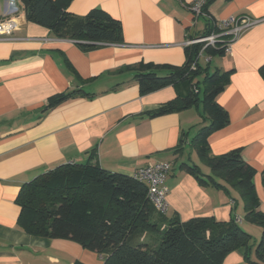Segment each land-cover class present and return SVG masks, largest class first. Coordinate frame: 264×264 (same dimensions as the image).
<instances>
[{
  "label": "crops",
  "instance_id": "obj_1",
  "mask_svg": "<svg viewBox=\"0 0 264 264\" xmlns=\"http://www.w3.org/2000/svg\"><path fill=\"white\" fill-rule=\"evenodd\" d=\"M7 1L1 0L2 12ZM194 1L70 0L68 11L76 16L102 8L122 24V42L88 51L28 21L22 11L13 16L16 26L0 36V264H103L100 254L76 241L33 235L18 224L21 186L70 162H97L129 175L149 163L171 162L168 217L187 221L210 216L221 222L236 217L245 222L244 201L236 188L218 177L225 188L205 185L180 167L193 163L204 175L211 174L192 144L207 124L202 105L148 117L180 88L168 85L142 93L134 77V68L143 63H186V40L201 35L207 25L206 16L194 17ZM207 11L218 23L231 16L254 20L225 55L211 60L232 73L216 97L230 121L209 134L208 144L213 155L243 150L257 170L254 183L264 212V79L259 72L264 64V0H211ZM77 89L84 93L45 110L51 96ZM185 133L183 150L176 152ZM222 264H249L244 248L230 252Z\"/></svg>",
  "mask_w": 264,
  "mask_h": 264
},
{
  "label": "trees",
  "instance_id": "obj_2",
  "mask_svg": "<svg viewBox=\"0 0 264 264\" xmlns=\"http://www.w3.org/2000/svg\"><path fill=\"white\" fill-rule=\"evenodd\" d=\"M18 1L28 21L49 28L56 37L74 40L85 51L123 40L121 22L102 8L76 16L68 11L70 0ZM210 1L206 0L203 6L209 16L199 36L221 30L207 11ZM224 38L227 40L228 35ZM203 46V42L188 45L187 61L182 66L143 63L134 68V77L142 93L168 85L184 92L179 90L174 99L146 113L148 117L202 105L201 115L208 123L199 129L192 144L211 174L204 175L193 163L182 162L180 167L205 185L225 188L218 177L237 189L244 201L245 219L263 228L255 247L256 260L250 256L252 235L236 217L226 222L210 216L187 221L170 218L149 201L145 182L92 161L58 165L21 186L16 197L21 209L18 224L26 232L76 241L100 254L103 264H222L230 252L241 247L249 264H264V212L259 208L260 197L254 183L257 170L244 159L241 148L213 155L208 144L209 134L230 121L216 97L229 83L232 69L209 71L212 58L225 55V41L203 49L208 57L206 65L201 64L199 57ZM259 72L264 79V64ZM82 93L77 89L51 96L45 110ZM186 136L182 135L176 152H182ZM262 183L264 186V176ZM148 234L151 236L145 240Z\"/></svg>",
  "mask_w": 264,
  "mask_h": 264
},
{
  "label": "built area",
  "instance_id": "obj_3",
  "mask_svg": "<svg viewBox=\"0 0 264 264\" xmlns=\"http://www.w3.org/2000/svg\"><path fill=\"white\" fill-rule=\"evenodd\" d=\"M205 3L206 0L194 1L191 6V11L194 17L197 18L201 15L209 16L203 10V6ZM1 5L2 4L0 0V36L8 34L16 26L15 18H13V16L17 15L20 12L18 0H8L7 9L4 12H2ZM253 23L254 20L246 16H231L230 18L218 23V26L221 30L214 31L206 36L189 38L185 43L188 46L203 42L204 46L199 53V57L202 55L203 49H205L207 46H215L216 44H218V42L221 41H225V51L227 52L230 49L231 42L236 39L244 29H246ZM225 35H228L227 40L224 38ZM171 170V162L157 161L138 168L132 174L134 178H137L147 184V198L153 204L155 209L162 214H166L168 211L167 194L169 188L166 184V181ZM236 220L240 221L239 218H236Z\"/></svg>",
  "mask_w": 264,
  "mask_h": 264
},
{
  "label": "rangeland",
  "instance_id": "obj_4",
  "mask_svg": "<svg viewBox=\"0 0 264 264\" xmlns=\"http://www.w3.org/2000/svg\"><path fill=\"white\" fill-rule=\"evenodd\" d=\"M203 56H201L200 62L203 65L208 64V60L207 57H205L206 55L202 54ZM220 56H218L217 58H219ZM217 60V59H216ZM216 60L214 62H210L209 63V71L211 73H213L215 71V69L217 68L216 66ZM203 76L199 77V81H200V89H201V95L203 94V90H204V84H203ZM203 110V109H202ZM208 123V122H207ZM240 226L247 231L248 233H250L252 235L251 237V241H250V256L252 258V260H256V255H255V247L258 244L259 240L261 239V235H262V231L263 228L257 224V223H252L250 221H247L245 219V222H240Z\"/></svg>",
  "mask_w": 264,
  "mask_h": 264
}]
</instances>
